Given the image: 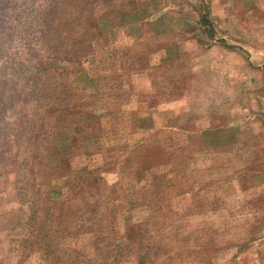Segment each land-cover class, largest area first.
<instances>
[{
    "label": "rangeland",
    "instance_id": "374dc122",
    "mask_svg": "<svg viewBox=\"0 0 264 264\" xmlns=\"http://www.w3.org/2000/svg\"><path fill=\"white\" fill-rule=\"evenodd\" d=\"M3 4L0 264H264V0Z\"/></svg>",
    "mask_w": 264,
    "mask_h": 264
},
{
    "label": "trees",
    "instance_id": "16d2710c",
    "mask_svg": "<svg viewBox=\"0 0 264 264\" xmlns=\"http://www.w3.org/2000/svg\"><path fill=\"white\" fill-rule=\"evenodd\" d=\"M22 13V7H11L8 4H3V6H0V51L2 50V47L5 45V43H14L16 40L14 37H16L19 41H22L18 37L22 36L23 34L18 35L15 31V27L13 28L12 25L13 22L21 19L23 16ZM24 34L27 35L26 30L24 31ZM22 42H25V47H31L32 42L30 40H23ZM36 86L37 85L35 84V90L38 89Z\"/></svg>",
    "mask_w": 264,
    "mask_h": 264
}]
</instances>
